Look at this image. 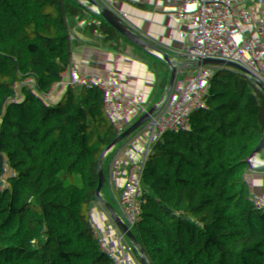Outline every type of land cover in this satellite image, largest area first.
<instances>
[{
  "label": "trees",
  "instance_id": "1",
  "mask_svg": "<svg viewBox=\"0 0 264 264\" xmlns=\"http://www.w3.org/2000/svg\"><path fill=\"white\" fill-rule=\"evenodd\" d=\"M21 1L9 0L15 10L10 42ZM140 2L150 9L130 19L128 7ZM81 34L117 60L122 86L142 110L158 119L176 112L192 127L233 131L239 161L223 208L233 230L229 258L264 264V0H112L110 10L97 9ZM10 45L0 46V227L24 201L28 154L37 153L36 163L52 167L64 183L85 177L98 184L5 112L1 88ZM19 64L9 95L17 108L43 122ZM109 194L117 200V223L121 197ZM167 200L160 240L145 247L138 264H219L225 233L196 204ZM16 227L0 235V264H71L52 221L21 219Z\"/></svg>",
  "mask_w": 264,
  "mask_h": 264
},
{
  "label": "built area",
  "instance_id": "2",
  "mask_svg": "<svg viewBox=\"0 0 264 264\" xmlns=\"http://www.w3.org/2000/svg\"><path fill=\"white\" fill-rule=\"evenodd\" d=\"M6 1L0 0V10L4 9L9 14L8 1L4 7ZM111 3L112 0H82L73 15L70 30L75 45L56 64L59 69L79 65L91 78L99 94L112 100L101 106L104 121L112 128L133 135L128 148L139 161L133 163L132 168L144 175L141 185L133 189L148 201L147 207L139 212H129L122 231L108 238L107 246L90 264H138L145 259V247L160 240L159 229L169 203L164 198L150 199L144 196L157 192L185 195L195 200L197 207L207 215L213 214L220 221L229 222L223 208L230 198L229 183L239 154L231 129L218 131L205 128L203 124L199 128L192 127L176 112H169L158 119L154 114L142 110L130 97L122 86L121 75L116 71L117 60L106 47L86 41L81 34L82 26L96 10L109 11ZM44 4L45 1L35 7L34 1L30 9L33 20L41 18ZM6 24V18H3L1 25ZM36 36L35 32L26 33L25 42L32 47ZM0 46L5 47L1 31ZM40 110L47 119L46 124L51 127L50 132L78 155L79 147L63 140L52 123L54 115L44 107ZM118 115L121 119L116 118ZM17 210L8 218L52 221L57 228L59 245L71 264H76L101 243L97 226L81 227L66 203L57 210L50 206H34L24 200ZM226 264H235L232 256Z\"/></svg>",
  "mask_w": 264,
  "mask_h": 264
},
{
  "label": "crops",
  "instance_id": "3",
  "mask_svg": "<svg viewBox=\"0 0 264 264\" xmlns=\"http://www.w3.org/2000/svg\"><path fill=\"white\" fill-rule=\"evenodd\" d=\"M7 1L4 7L8 5ZM43 1L45 4L41 18L35 21L30 14L26 33L35 32L37 36L32 47L24 43L19 64L31 102L39 110L44 107L54 115L52 123L63 140L78 146V155L89 166L123 187L129 195L128 213L139 212L141 208L147 207L148 201L133 189L144 180L143 172L132 168V164L139 161L128 148L133 135L105 123L101 106L112 100L99 94L83 68L76 64L67 69H59L56 64L75 45L70 30L73 15L82 0H35L34 6L41 5ZM149 9L148 2L134 3L128 7L127 15L130 19H137ZM8 10L9 14L4 9L0 10V25L3 18L7 21V26L1 25L0 31L5 45L11 44V48L14 37L10 42L9 33L14 25L15 10ZM116 118L121 119V116ZM43 119L46 124L44 115ZM37 156L34 153L24 158V171L28 177L24 200L34 206H50L57 210L66 203L81 227L97 226V236L101 242L118 231L124 208L122 197L121 217L116 223L113 215L117 200L109 194V190L116 193L114 190L85 177L75 183H64L54 174L52 167L38 165ZM18 223L16 217H7L0 227V235H10Z\"/></svg>",
  "mask_w": 264,
  "mask_h": 264
},
{
  "label": "water",
  "instance_id": "4",
  "mask_svg": "<svg viewBox=\"0 0 264 264\" xmlns=\"http://www.w3.org/2000/svg\"><path fill=\"white\" fill-rule=\"evenodd\" d=\"M35 0H22L15 27V34L13 44L9 50V61L6 69V75L4 82L1 88V100L3 103V108L5 112L8 113L14 120L17 122L26 125L29 127L34 133L43 137V141L46 144H49L62 158L66 159L70 164H72L75 168H77L82 174L87 176L88 178L96 181L97 183L104 184L114 190L120 197H122L124 202L123 214L118 226V231L116 235L122 231V227L124 225L126 216L128 215V205H129V195L127 192L121 187L115 180H112L100 172H98L92 166H89L87 162H85L81 157H79L65 142L57 138L52 132L46 129L43 125H41L38 121L34 120L31 116L27 115L25 111L23 112L21 109L17 108L13 101L10 99V95L8 92V88L10 82L14 76V73L18 67L19 60L22 54V50L25 43V34L27 31V26L30 19V9ZM144 196V195H143ZM146 198H165L172 200H180L182 202H186L190 204H197L195 200L192 198L181 195L178 193L172 192H157L147 196ZM209 218L216 224V226L225 233L226 235V245L224 249V253L222 256V260L219 264H226L229 256L234 252V239H233V230L232 226L229 222H223L218 219L213 214H208ZM109 243V239L104 240L100 243L96 248H94L91 252H89L85 257H83L76 264H88L92 260H94L107 246Z\"/></svg>",
  "mask_w": 264,
  "mask_h": 264
},
{
  "label": "rangeland",
  "instance_id": "5",
  "mask_svg": "<svg viewBox=\"0 0 264 264\" xmlns=\"http://www.w3.org/2000/svg\"><path fill=\"white\" fill-rule=\"evenodd\" d=\"M14 19H15V12H14ZM14 19H13V21H14ZM12 24H13V22H12ZM10 99L12 100V98H11V96H10ZM39 122V121H38ZM41 125H43L46 129H48L49 131L51 130L50 128L51 127H49L47 124H45L44 122H39ZM37 137H40V138H43V137H41V136H39L38 134H36V133H34Z\"/></svg>",
  "mask_w": 264,
  "mask_h": 264
}]
</instances>
